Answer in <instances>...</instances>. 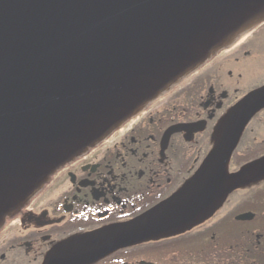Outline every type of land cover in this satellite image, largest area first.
<instances>
[{"label": "water", "instance_id": "95a60500", "mask_svg": "<svg viewBox=\"0 0 264 264\" xmlns=\"http://www.w3.org/2000/svg\"><path fill=\"white\" fill-rule=\"evenodd\" d=\"M262 21L264 0H0V225L58 167ZM263 109L264 85L229 110L176 193L125 224L67 241L47 264L65 251L87 264L184 231L263 179L264 157L229 172Z\"/></svg>", "mask_w": 264, "mask_h": 264}, {"label": "flooded vegetation", "instance_id": "af4514ba", "mask_svg": "<svg viewBox=\"0 0 264 264\" xmlns=\"http://www.w3.org/2000/svg\"><path fill=\"white\" fill-rule=\"evenodd\" d=\"M262 85L264 21L51 173L0 225V264H47L67 241L125 224L172 196L214 147L229 110ZM261 127L264 109L246 126L230 173L264 157V139L255 141ZM63 254L54 260L78 264ZM87 264H264V178L233 190L189 229Z\"/></svg>", "mask_w": 264, "mask_h": 264}, {"label": "rangeland", "instance_id": "374dc122", "mask_svg": "<svg viewBox=\"0 0 264 264\" xmlns=\"http://www.w3.org/2000/svg\"><path fill=\"white\" fill-rule=\"evenodd\" d=\"M255 73H258L257 69H255ZM255 134H256V137H255L256 142L264 139V128L261 127L260 129H257V132Z\"/></svg>", "mask_w": 264, "mask_h": 264}, {"label": "bare ground", "instance_id": "6f19581e", "mask_svg": "<svg viewBox=\"0 0 264 264\" xmlns=\"http://www.w3.org/2000/svg\"><path fill=\"white\" fill-rule=\"evenodd\" d=\"M235 41V40H234Z\"/></svg>", "mask_w": 264, "mask_h": 264}]
</instances>
